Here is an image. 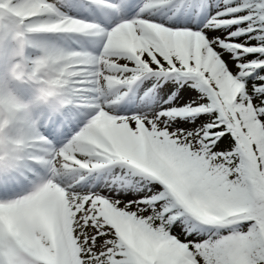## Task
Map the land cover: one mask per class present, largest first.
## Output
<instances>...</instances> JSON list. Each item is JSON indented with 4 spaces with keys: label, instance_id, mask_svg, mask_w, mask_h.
Instances as JSON below:
<instances>
[{
    "label": "snow or ice",
    "instance_id": "snow-or-ice-1",
    "mask_svg": "<svg viewBox=\"0 0 264 264\" xmlns=\"http://www.w3.org/2000/svg\"><path fill=\"white\" fill-rule=\"evenodd\" d=\"M0 264H264V0H0Z\"/></svg>",
    "mask_w": 264,
    "mask_h": 264
},
{
    "label": "clouds",
    "instance_id": "clouds-1",
    "mask_svg": "<svg viewBox=\"0 0 264 264\" xmlns=\"http://www.w3.org/2000/svg\"><path fill=\"white\" fill-rule=\"evenodd\" d=\"M23 60H24V57L21 56V58L16 61V64H20L21 65L20 68H16L15 64L13 65L14 71L10 73L12 79L23 81V80L29 78L28 77V71H27L28 66L23 64ZM6 99H7V97H5V100Z\"/></svg>",
    "mask_w": 264,
    "mask_h": 264
}]
</instances>
